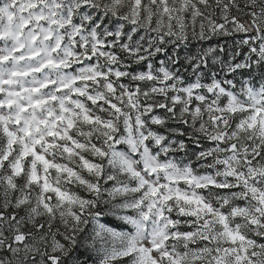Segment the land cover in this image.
Masks as SVG:
<instances>
[{"label": "snow or ice", "instance_id": "1", "mask_svg": "<svg viewBox=\"0 0 264 264\" xmlns=\"http://www.w3.org/2000/svg\"><path fill=\"white\" fill-rule=\"evenodd\" d=\"M0 264H264V0H0Z\"/></svg>", "mask_w": 264, "mask_h": 264}]
</instances>
